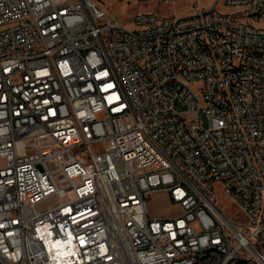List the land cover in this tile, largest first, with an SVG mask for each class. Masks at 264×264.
Masks as SVG:
<instances>
[{"label":"built area","instance_id":"obj_1","mask_svg":"<svg viewBox=\"0 0 264 264\" xmlns=\"http://www.w3.org/2000/svg\"><path fill=\"white\" fill-rule=\"evenodd\" d=\"M133 21L0 0V264H264V0Z\"/></svg>","mask_w":264,"mask_h":264},{"label":"rangeland","instance_id":"obj_2","mask_svg":"<svg viewBox=\"0 0 264 264\" xmlns=\"http://www.w3.org/2000/svg\"><path fill=\"white\" fill-rule=\"evenodd\" d=\"M211 1L212 0H175L170 2L153 1L149 3H139L138 1L129 2L126 0H99V2L115 12L120 21L128 27L134 26L133 18L140 12H154L164 16L183 17L194 13L196 3H199L202 7L208 8L211 5ZM218 7L221 10H228L221 5H218ZM202 120L205 125H208V120L205 116H203ZM218 193V203L229 212H234L235 206L223 196L219 186ZM148 209L149 212L162 216H171L181 211L179 206L171 201L167 192L153 193L148 202Z\"/></svg>","mask_w":264,"mask_h":264},{"label":"crops","instance_id":"obj_3","mask_svg":"<svg viewBox=\"0 0 264 264\" xmlns=\"http://www.w3.org/2000/svg\"><path fill=\"white\" fill-rule=\"evenodd\" d=\"M180 208V207H179ZM151 213V212H150ZM153 216H162V215H158V214H153V213H151Z\"/></svg>","mask_w":264,"mask_h":264}]
</instances>
